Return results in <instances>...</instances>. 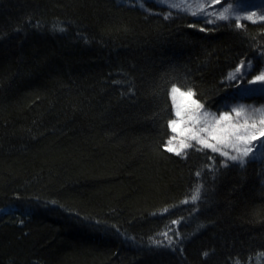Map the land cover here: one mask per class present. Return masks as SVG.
I'll return each instance as SVG.
<instances>
[{
	"label": "trees",
	"instance_id": "trees-1",
	"mask_svg": "<svg viewBox=\"0 0 264 264\" xmlns=\"http://www.w3.org/2000/svg\"><path fill=\"white\" fill-rule=\"evenodd\" d=\"M244 62L264 21L0 0V264H264L263 162L165 148L171 88L226 110Z\"/></svg>",
	"mask_w": 264,
	"mask_h": 264
},
{
	"label": "rangeland",
	"instance_id": "rangeland-1",
	"mask_svg": "<svg viewBox=\"0 0 264 264\" xmlns=\"http://www.w3.org/2000/svg\"><path fill=\"white\" fill-rule=\"evenodd\" d=\"M117 1L142 6L146 0ZM151 1L170 10L196 16L206 22L230 18L237 21H264V0H245L235 3L230 0L225 6H220V3L214 0ZM242 64L245 67L237 72V68H240ZM242 64H239L227 76L231 86L232 101L226 110L217 113L208 111L197 103L192 95H187L189 92L173 87L178 89V92L174 94L171 88L169 96L173 119L169 123L170 136L165 148L168 150L172 147L175 150L169 152L176 154V151H179L183 154L189 149L209 150L221 157L223 163L243 164L248 160H258L264 165V101L259 103L253 100L246 101L247 97L264 96V82H252L257 75L264 73V65L254 71L251 62ZM192 101H195V104ZM177 111L180 112L179 116ZM172 121H176L175 131L171 125ZM193 135L197 139H193ZM240 137L248 142L246 143L245 139ZM198 140H204L217 150L202 145ZM182 143L188 146L181 148ZM245 149H251L246 156L242 154ZM223 153L228 155L225 156ZM232 156H236L237 159H230Z\"/></svg>",
	"mask_w": 264,
	"mask_h": 264
},
{
	"label": "snow or ice",
	"instance_id": "snow-or-ice-1",
	"mask_svg": "<svg viewBox=\"0 0 264 264\" xmlns=\"http://www.w3.org/2000/svg\"><path fill=\"white\" fill-rule=\"evenodd\" d=\"M221 18H223V17H221ZM249 19H251V17H249ZM243 67H245V65H241V67L240 68H237V72H239V71H241V68H243ZM230 78H235L234 76H230ZM253 83H255V82H264V73H261L260 75H257L256 77H255V80L254 81H252ZM173 93L175 94V93H177L178 92V89H175V88H173ZM181 95H185L184 93H181ZM187 95H191V93H188ZM174 99H175V96H174ZM192 103L193 104H195V101H192ZM198 107V106H197ZM180 115V112L179 111H177V116H179ZM171 125H172V127H173V131H175L176 129H175V125H176V121H172L171 122ZM192 138L193 139H197V137L195 136V135H193L192 136ZM240 139H245V138H243V137H240ZM198 142L199 143H201L202 145H204V146H206V147H212L213 148V150H217V149H215V147L213 146V145H211V144H207L204 140H198ZM245 142L247 143L248 141L245 139ZM171 143V142H170ZM188 145H186V144H181V148H183V147H187ZM175 149H173L172 147H169L168 148V151H174ZM249 151H251V149H245L244 151H243V155H248V152ZM176 154L177 155H179L180 154V152L179 151H176ZM223 155H225V156H227L228 154L227 153H223ZM230 159H232V160H236L237 159V157L236 156H232V157H230ZM194 199H195V197H194Z\"/></svg>",
	"mask_w": 264,
	"mask_h": 264
}]
</instances>
